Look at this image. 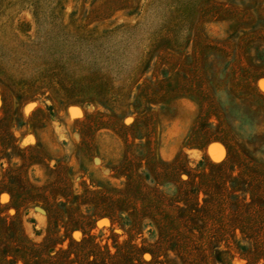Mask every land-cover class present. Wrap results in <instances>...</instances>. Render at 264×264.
<instances>
[{
    "label": "rangeland",
    "instance_id": "1",
    "mask_svg": "<svg viewBox=\"0 0 264 264\" xmlns=\"http://www.w3.org/2000/svg\"><path fill=\"white\" fill-rule=\"evenodd\" d=\"M261 163L264 0H0V264H264Z\"/></svg>",
    "mask_w": 264,
    "mask_h": 264
},
{
    "label": "trees",
    "instance_id": "2",
    "mask_svg": "<svg viewBox=\"0 0 264 264\" xmlns=\"http://www.w3.org/2000/svg\"><path fill=\"white\" fill-rule=\"evenodd\" d=\"M261 166H262V170H264V164L261 163ZM185 182L182 181V184H184ZM181 190V186H177V192H179ZM195 192L196 193V202H195V205H196V212L200 211V210H205L206 208V204L208 203L207 199H205V197L203 198V203L202 204H199L198 202V195H199V191L195 190V189H192V193ZM243 193H244V196H243V199L246 200V195L247 194H250V198H252L253 200V196L254 194H252L250 191L248 190H243ZM179 197V195L177 196ZM167 197L163 194H161L160 196V200H158V203L160 204H163V201L166 199ZM182 198H179L178 200H175V205L176 207H180L179 206V203L181 202ZM204 212V211H203ZM168 218V216H167ZM175 223V222H173ZM154 262V254H152V259L148 262H146V264H153ZM222 261L219 259V258H216V263H221Z\"/></svg>",
    "mask_w": 264,
    "mask_h": 264
}]
</instances>
